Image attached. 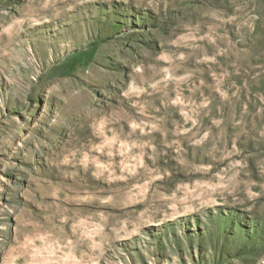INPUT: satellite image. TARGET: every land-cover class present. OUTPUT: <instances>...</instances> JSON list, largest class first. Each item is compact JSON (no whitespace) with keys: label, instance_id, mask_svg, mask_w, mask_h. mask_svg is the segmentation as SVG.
Returning <instances> with one entry per match:
<instances>
[{"label":"rangeland","instance_id":"374dc122","mask_svg":"<svg viewBox=\"0 0 264 264\" xmlns=\"http://www.w3.org/2000/svg\"><path fill=\"white\" fill-rule=\"evenodd\" d=\"M0 264H264V0H0Z\"/></svg>","mask_w":264,"mask_h":264}]
</instances>
